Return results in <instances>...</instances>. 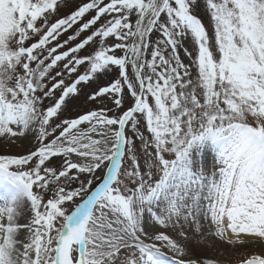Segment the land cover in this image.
<instances>
[{
    "label": "snow or ice",
    "instance_id": "snow-or-ice-1",
    "mask_svg": "<svg viewBox=\"0 0 264 264\" xmlns=\"http://www.w3.org/2000/svg\"><path fill=\"white\" fill-rule=\"evenodd\" d=\"M213 248L264 264V0H0V264Z\"/></svg>",
    "mask_w": 264,
    "mask_h": 264
},
{
    "label": "bare ground",
    "instance_id": "bare-ground-1",
    "mask_svg": "<svg viewBox=\"0 0 264 264\" xmlns=\"http://www.w3.org/2000/svg\"><path fill=\"white\" fill-rule=\"evenodd\" d=\"M208 164H209V166L211 165V157H209ZM248 250L259 251L258 248H252V247H250ZM224 252H225V250H222V248H218V249L213 248V249L207 250L206 255L215 257L220 262V264H224L226 262H229L233 258H234L232 260L233 262H231L229 264H239V260L245 256V250L238 251L232 255L235 257H231V256L227 257L226 254H223ZM169 255H173V253L169 252ZM236 257H238V258H236Z\"/></svg>",
    "mask_w": 264,
    "mask_h": 264
},
{
    "label": "rangeland",
    "instance_id": "rangeland-1",
    "mask_svg": "<svg viewBox=\"0 0 264 264\" xmlns=\"http://www.w3.org/2000/svg\"><path fill=\"white\" fill-rule=\"evenodd\" d=\"M222 250H225L224 248H222ZM238 251H243V249H232V250H225V252L223 253V254H226L227 255V257H229V256H231V257H235V256H232L233 254H235L236 252H238ZM248 251H253V250H248ZM238 255V254H237ZM236 258H238V257H236ZM235 258V259H236ZM234 259V258H233ZM232 259V260H233ZM232 260H230L229 262H226V263H224V264H229V263H231V262H233Z\"/></svg>",
    "mask_w": 264,
    "mask_h": 264
}]
</instances>
